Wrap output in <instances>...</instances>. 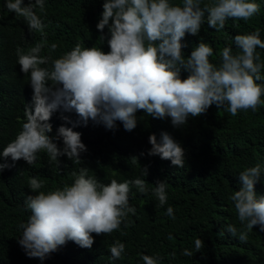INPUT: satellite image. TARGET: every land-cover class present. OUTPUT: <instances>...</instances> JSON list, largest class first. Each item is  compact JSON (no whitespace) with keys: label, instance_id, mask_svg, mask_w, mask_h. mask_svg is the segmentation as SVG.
I'll return each instance as SVG.
<instances>
[{"label":"clouds","instance_id":"obj_1","mask_svg":"<svg viewBox=\"0 0 264 264\" xmlns=\"http://www.w3.org/2000/svg\"><path fill=\"white\" fill-rule=\"evenodd\" d=\"M102 6L96 27L101 33L98 40L103 44L106 41L110 49L107 53L101 46L89 48L77 43L71 51L51 60L50 56L40 55L39 42L27 50L17 47L20 72L29 80L33 97L25 107L26 122L0 153L3 159H23L33 165L43 150L50 161L66 156L80 162L87 147L82 134L74 131L76 127L87 126L91 121L116 131L120 122L125 131L131 132L143 119L137 116L141 110L153 119L171 118L172 125L180 127L187 124L189 117L198 118L213 105L232 116L241 110L255 112L264 107V62L256 51L264 49L260 29L236 35V50L231 45L223 47L218 65L210 62L214 49L203 38L190 56L182 51L187 46L182 40L186 34L200 33L206 13L207 25L218 32L229 19L248 21L257 14L260 5L255 0H215L203 7L201 0H183L182 4H171L170 0H104ZM6 8L24 17L30 32H43L45 25L40 14L44 12L45 0H28L27 4L24 0H7ZM55 47L53 44L52 49ZM185 72L187 78L183 77ZM30 95L26 94L28 99ZM56 112H61V119L71 127L61 125L56 135L50 136V121ZM72 112L79 118L77 121L63 115ZM61 140L63 147L59 145ZM149 143L152 147L148 156L184 166L185 151L167 132L161 133L159 141L155 134L150 135ZM11 166L0 163V173ZM89 170L81 167L79 172L72 171V184L48 192L40 190L44 187L40 177L29 179V189L35 195H28L24 201L31 215L19 226L23 233L18 240L29 258L43 261L69 241L91 249L93 233L110 235L122 223L127 227L129 213L136 214L135 206L129 203L130 185L147 193L145 180L119 183L113 179L104 184L90 176ZM143 175H148L147 166L143 167ZM262 176L264 171L259 163L240 172L239 190L229 197L241 228L238 231L235 225H228L226 231L240 243L247 242L254 227L264 232V195L258 196L255 191ZM167 188V180H157L153 188L160 206L167 202ZM166 214L175 219L171 206ZM224 234V229L218 233ZM168 239L173 237L169 235ZM202 246V240L197 239L196 251ZM125 247L115 240L109 249L111 259H120ZM182 255L190 257L193 253L185 249ZM141 259L144 264L162 261L158 253L143 254Z\"/></svg>","mask_w":264,"mask_h":264},{"label":"trees","instance_id":"obj_2","mask_svg":"<svg viewBox=\"0 0 264 264\" xmlns=\"http://www.w3.org/2000/svg\"><path fill=\"white\" fill-rule=\"evenodd\" d=\"M103 2L45 0L44 12L40 14L37 9L45 25L43 32H30L24 17L10 12L6 8L7 0H0V153L26 122L25 107L33 97L29 80L20 72L17 47L27 50L39 42L42 45L40 55L50 56L51 60L71 51L77 43L89 48L101 46L105 53L109 52L107 42L103 44L98 40L101 33L96 27L103 12ZM182 2L170 0L171 4ZM214 2L201 0V6ZM255 2L260 5V11L251 19H229L225 28L218 32L207 25L206 13L200 33L197 36L186 34L182 40L187 45L182 49L185 56H190L203 38L214 49L210 62L218 65L223 47L231 45L236 50L233 39L236 35L260 29L264 40V0ZM107 33L106 28L104 34ZM53 44L55 49H52ZM256 51L264 62V49L257 48ZM261 75L264 76V69ZM183 77L187 78L186 72ZM29 93L32 95L28 99L26 94ZM261 99L264 100V96ZM63 115L73 121L79 119L75 112ZM137 116H143V119L131 132L125 131L120 122H117L116 131L91 121L87 126L76 127L74 131L82 134V142L87 147L80 162L66 156L50 161L43 150L33 165L23 159L13 162L10 157L6 160L0 157V163L12 165L0 173V264H144L143 254L157 253L162 257L161 264H264V232L259 227L249 231L246 243H240L226 231L228 225H235L238 231L241 228L229 199L234 190H239L238 174L257 163L264 171V107L255 112L241 110L232 116L213 105L202 116L189 117L187 124L180 127H174L171 118L153 119L142 110ZM50 123L53 132L49 135L55 136L57 129L65 125L61 112L54 113ZM162 132H167L183 147V167L174 166L170 160H162L159 156L147 155L152 147L149 136L155 134L159 141ZM59 145L63 147L62 140ZM134 156L138 160L134 161ZM145 166L148 167L147 176L143 175ZM81 167L90 169L89 175L104 184L113 179L119 183L137 178L145 180L148 191L141 193L134 184L130 185L129 203L135 206L136 214L129 213L127 227L122 223L120 229L110 235L93 233L91 249L69 241L43 261L29 258L18 243L23 233L19 226L31 215L24 201L28 195H35L29 189V179L40 177L44 182L40 190L48 192L72 184L74 178L70 173L79 172ZM157 180L168 182L167 202L163 206L153 195ZM255 191L258 196L264 195V176ZM169 206L173 208L175 219L166 214ZM222 229L225 234L219 236ZM169 235L173 239L169 240ZM197 239L203 242L199 252L195 247ZM115 240L126 246L118 260L111 259L109 251ZM185 249L193 255H182Z\"/></svg>","mask_w":264,"mask_h":264}]
</instances>
